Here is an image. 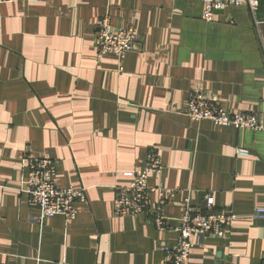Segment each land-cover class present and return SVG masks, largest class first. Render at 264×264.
Here are the masks:
<instances>
[{
  "label": "crops",
  "instance_id": "obj_1",
  "mask_svg": "<svg viewBox=\"0 0 264 264\" xmlns=\"http://www.w3.org/2000/svg\"><path fill=\"white\" fill-rule=\"evenodd\" d=\"M202 17L200 0H15L0 3V264H166L176 233L144 215L116 217L114 186L131 182L147 151L152 205L179 218L188 198L237 218L223 238L193 235L189 264H264V129L186 114L199 88L264 127V0ZM141 38L122 68L97 57L95 22ZM247 154H238L237 150ZM26 156L56 164L58 187H84L77 214L37 221L22 192Z\"/></svg>",
  "mask_w": 264,
  "mask_h": 264
},
{
  "label": "built area",
  "instance_id": "obj_2",
  "mask_svg": "<svg viewBox=\"0 0 264 264\" xmlns=\"http://www.w3.org/2000/svg\"><path fill=\"white\" fill-rule=\"evenodd\" d=\"M12 1L15 0H0V3ZM200 1L203 5L202 17L206 21H212L217 11H223L231 6H246L252 16H255L258 9L257 0ZM140 44V36L132 29L113 26L105 15L96 20L95 47L98 58L111 55L117 60L118 67L121 69L126 53L138 50ZM186 114L197 121L210 120L215 124L232 126L237 130L264 129L254 114L245 111L229 113L218 100L208 97L199 88H193L189 92ZM237 153L247 154L240 149ZM26 161L27 175L22 192L27 195V203L38 209L37 221L57 214H62L69 219L74 218L77 214L74 203L86 200V189L56 186L54 181L56 164L51 158L26 156ZM161 171V159L156 150L150 148L142 168L126 174L131 177V182L125 186H114L113 214L116 217L144 214L151 219L157 230L176 233L175 246L163 248L166 264H189V256L193 247L191 237L198 235L223 238L225 230L232 225L237 216L232 212L212 211V197L206 200V211L185 198L180 203L183 212L179 218L165 216L162 211L163 198L157 204L152 205L150 195L152 192H157L162 197L167 190L159 186H150L148 183L149 175H159ZM252 217L264 219V207L255 208Z\"/></svg>",
  "mask_w": 264,
  "mask_h": 264
}]
</instances>
